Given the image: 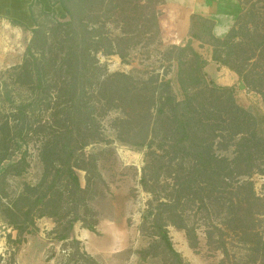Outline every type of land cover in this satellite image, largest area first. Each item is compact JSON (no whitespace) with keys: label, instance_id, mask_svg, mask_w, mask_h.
I'll return each mask as SVG.
<instances>
[{"label":"trees","instance_id":"16d2710c","mask_svg":"<svg viewBox=\"0 0 264 264\" xmlns=\"http://www.w3.org/2000/svg\"><path fill=\"white\" fill-rule=\"evenodd\" d=\"M31 1L4 13L32 38L23 61L0 73V218L18 232L15 242L36 229L37 219L49 217L57 224L55 238L72 244L66 264H101L72 233L78 222L98 233L90 202L102 176L99 153L87 148L105 140L100 118L119 110L117 139L144 152L140 183L150 198L140 229L155 241L141 255L163 253V264H186L169 227L184 231L193 250L204 229L208 247L222 254L220 264H264V199L252 180L264 175V114L238 104L233 87L209 81L207 60L191 41L167 54L177 64L180 99L166 72H105L98 53L124 59L117 46L127 38L114 46L90 18L89 0ZM36 1L53 15L51 24L37 23ZM211 22L212 59L235 72L264 105V29L234 23L216 36ZM35 142L41 178L10 194L8 178L27 171V147ZM78 171L85 172V186Z\"/></svg>","mask_w":264,"mask_h":264},{"label":"rangeland","instance_id":"374dc122","mask_svg":"<svg viewBox=\"0 0 264 264\" xmlns=\"http://www.w3.org/2000/svg\"><path fill=\"white\" fill-rule=\"evenodd\" d=\"M238 1L240 13L235 24L264 29V0ZM70 7L76 10L79 4L73 1ZM85 7L90 18L97 19L96 27L108 35L114 46L118 38H127V41H121L120 47L117 46L125 54L124 59L115 53H98L106 73L125 72L143 77L153 72H166L176 95L182 99L177 64L171 63L167 57L171 47L191 41L205 59L212 55V22L190 15L185 7L159 4L158 0H89ZM33 12L41 26L54 20L53 15L46 13L37 2L33 4ZM31 38L30 29L12 23L5 14L0 15V73L23 61ZM205 74L209 81L233 87L238 104L258 117L264 114L261 96L242 84H234L232 77L235 75L229 68L216 70L205 67ZM120 115L119 110H112L100 118L105 140L87 148L88 153H99L98 171L102 176L97 194L90 202L94 217L99 219L98 233L82 236L73 230L72 235L101 264H163L165 255L161 248H158L161 254L157 257L144 258L140 253L155 241L153 235H147L140 229L142 214L150 198L140 183L144 152L117 139L113 123ZM23 150L24 146L14 159H18ZM27 150L30 166L23 175L8 178L10 194L19 192L24 183L35 184L41 178L43 168L39 160V144H30ZM78 174L85 186V172L78 171ZM252 180L257 194L264 199V175L256 173ZM87 219H91L90 215ZM76 224L79 229L83 227L82 222ZM56 226L52 218L37 219L36 229L24 234V241L18 243L15 242L18 232L0 218V264H66L73 252L72 244L55 238L53 231ZM169 230L173 244L186 264H220L222 254L208 247L204 229H199L197 250L190 248L184 231L175 227H169ZM230 247L239 252L237 244Z\"/></svg>","mask_w":264,"mask_h":264},{"label":"crops","instance_id":"0c3cea01","mask_svg":"<svg viewBox=\"0 0 264 264\" xmlns=\"http://www.w3.org/2000/svg\"><path fill=\"white\" fill-rule=\"evenodd\" d=\"M31 2V0H0V15L4 16V13L9 11L11 6L14 5H22V9L24 10V7H29ZM40 2L37 3L43 8V4ZM46 2L47 0H44V5H46ZM166 3L170 6L175 4L176 6L185 7L189 10L190 15L192 14L193 16H199L213 21V34L216 36H224L225 33L233 26L236 17L240 13V4L238 0H166ZM21 27H24V25ZM206 60L208 62L206 69H225V66H222L212 60V55H209V58H206ZM234 75L235 77H232L234 84L240 85L241 82L238 75L235 72ZM74 233L87 236L93 232L83 227L79 229L76 224L74 227Z\"/></svg>","mask_w":264,"mask_h":264}]
</instances>
